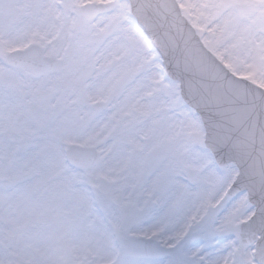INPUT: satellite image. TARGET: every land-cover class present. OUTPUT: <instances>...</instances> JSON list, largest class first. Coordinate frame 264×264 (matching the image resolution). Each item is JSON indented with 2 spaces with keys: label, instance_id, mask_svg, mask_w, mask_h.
<instances>
[{
  "label": "snow or ice",
  "instance_id": "6c2138e0",
  "mask_svg": "<svg viewBox=\"0 0 264 264\" xmlns=\"http://www.w3.org/2000/svg\"><path fill=\"white\" fill-rule=\"evenodd\" d=\"M0 264H264V0H0Z\"/></svg>",
  "mask_w": 264,
  "mask_h": 264
}]
</instances>
